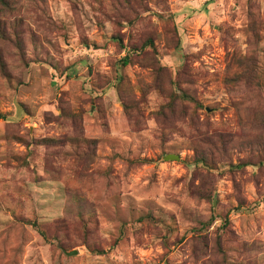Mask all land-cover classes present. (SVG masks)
<instances>
[{
	"label": "rangeland",
	"instance_id": "obj_1",
	"mask_svg": "<svg viewBox=\"0 0 264 264\" xmlns=\"http://www.w3.org/2000/svg\"><path fill=\"white\" fill-rule=\"evenodd\" d=\"M0 264H264V0H0Z\"/></svg>",
	"mask_w": 264,
	"mask_h": 264
},
{
	"label": "water",
	"instance_id": "obj_2",
	"mask_svg": "<svg viewBox=\"0 0 264 264\" xmlns=\"http://www.w3.org/2000/svg\"><path fill=\"white\" fill-rule=\"evenodd\" d=\"M163 158L165 160H172V159L178 160L179 159V156L174 155V154H166V155L163 156Z\"/></svg>",
	"mask_w": 264,
	"mask_h": 264
},
{
	"label": "trees",
	"instance_id": "obj_3",
	"mask_svg": "<svg viewBox=\"0 0 264 264\" xmlns=\"http://www.w3.org/2000/svg\"><path fill=\"white\" fill-rule=\"evenodd\" d=\"M127 60H126V58L124 59V63L126 62Z\"/></svg>",
	"mask_w": 264,
	"mask_h": 264
}]
</instances>
